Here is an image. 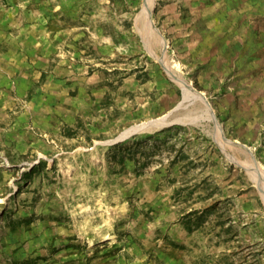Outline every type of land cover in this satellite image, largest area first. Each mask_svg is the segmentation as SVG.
<instances>
[{"label":"rangeland","instance_id":"1","mask_svg":"<svg viewBox=\"0 0 264 264\" xmlns=\"http://www.w3.org/2000/svg\"><path fill=\"white\" fill-rule=\"evenodd\" d=\"M227 3L0 0V264H264V1Z\"/></svg>","mask_w":264,"mask_h":264},{"label":"crops","instance_id":"2","mask_svg":"<svg viewBox=\"0 0 264 264\" xmlns=\"http://www.w3.org/2000/svg\"><path fill=\"white\" fill-rule=\"evenodd\" d=\"M241 0H228V3L226 4V7H225V9H223V10H220L218 13H216V15H221V16H223V14H226L227 15V17H228V22H226L227 24H230L231 23V21L232 22H235V20H236V18H231V17H229V15H230V12H231V10L233 9V7H235L236 6V4L238 3V2H240ZM264 1V0H263ZM229 2H230V4H231V6L232 7H228L227 8V6H228V4H229ZM236 11V10H235ZM233 12H234V10H233ZM217 18V22H218V20H220L222 17H216ZM219 24V28H220V26H222L223 24H225V23H223V21L222 22H218ZM217 25V26H218ZM225 25H223V27H224ZM219 30H221V29H219ZM226 30V29H225ZM218 36H220V43H221V41H222V38H221V36H222V34H220V33H218Z\"/></svg>","mask_w":264,"mask_h":264},{"label":"water","instance_id":"3","mask_svg":"<svg viewBox=\"0 0 264 264\" xmlns=\"http://www.w3.org/2000/svg\"><path fill=\"white\" fill-rule=\"evenodd\" d=\"M152 121L153 122H157L158 121V123L159 124H156V125H153V124H151L149 127H148V129L146 130V131H152V130H157V129H159V128H162V127H164L166 124H165V118H161V119H156V120H151V121H148V122H146V123H152ZM157 125H159V127H156ZM137 129H131L129 132L131 133V132H135ZM144 130V129H143Z\"/></svg>","mask_w":264,"mask_h":264},{"label":"bare ground","instance_id":"4","mask_svg":"<svg viewBox=\"0 0 264 264\" xmlns=\"http://www.w3.org/2000/svg\"><path fill=\"white\" fill-rule=\"evenodd\" d=\"M151 6V5H150ZM146 23V22H145ZM146 25V24H145ZM148 33V32H147ZM142 35V34H141ZM178 65V63L177 62H175V66H177ZM179 83V82H178ZM181 83V82H180ZM182 86H183V88L185 89V91H186V93L187 94H189L190 93V89L187 87V85H185V84H183L182 83ZM208 110V109H207ZM150 125L151 124H153V125H156V124H154V123H149ZM159 124V123H158ZM149 125V126H150ZM159 125H157L156 127H158ZM141 129H143V126H142V128ZM263 183V182H262ZM259 186V185H258ZM99 208V207H98ZM100 210V209H99ZM87 212V211H86Z\"/></svg>","mask_w":264,"mask_h":264}]
</instances>
